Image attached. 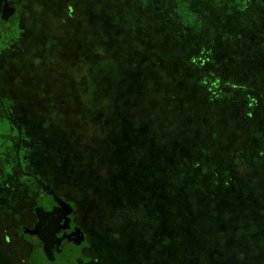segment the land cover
<instances>
[{"label":"trees","instance_id":"16d2710c","mask_svg":"<svg viewBox=\"0 0 264 264\" xmlns=\"http://www.w3.org/2000/svg\"><path fill=\"white\" fill-rule=\"evenodd\" d=\"M36 2L81 75L66 111L53 100L74 208L102 236L127 235L124 264H264V70L249 58L245 75L223 71L201 44L204 6L224 0Z\"/></svg>","mask_w":264,"mask_h":264},{"label":"rangeland","instance_id":"374dc122","mask_svg":"<svg viewBox=\"0 0 264 264\" xmlns=\"http://www.w3.org/2000/svg\"><path fill=\"white\" fill-rule=\"evenodd\" d=\"M15 1L23 5L21 33L18 36L17 19L11 21L10 37H18V39L5 48L0 57L3 83L5 81L13 89L16 88L15 95L26 103L22 109L18 108L16 111L20 114V120L31 137L30 146L35 144L36 147L29 154V164L34 168H47L53 175L57 170L62 169L69 172V168H58L67 157L66 150L61 147L58 140L66 119L57 118L56 111L61 107H57L53 100L57 95L62 94L65 99L63 108L66 111L71 106L66 103V81L69 75L77 79H80L81 75L78 72L70 73L67 63L59 56L61 48L58 36L62 32V27L53 20L49 26L46 24L44 27L40 26L44 18H51L54 14L45 11L36 0ZM235 2L236 5L234 0H224V3L217 8L207 7L202 3L203 6L205 5L204 8L208 9L206 11L211 18L208 21V31L201 39L206 51L205 55L211 59L217 58L216 66L223 71L245 75L247 72H244L243 59L249 58L255 59L260 69L264 70V5H261L264 0H235ZM240 6L244 9L237 10ZM229 8L234 10L232 14L226 13ZM57 11L56 9L55 12ZM63 12L59 13L63 15ZM63 16L65 18V12ZM250 21L252 22L249 23ZM236 50L241 53L237 56L242 57L241 63L233 61ZM55 78L57 79L54 81ZM12 93L14 92H9ZM74 105L75 109L81 107L79 102ZM258 136L264 141L263 134ZM68 181L70 182L69 178ZM68 187L70 188V185ZM73 195L74 192H71L66 196L71 200ZM76 213V221L83 226L89 242L83 254L98 259L91 264H124L128 252L127 235L122 241L113 234L104 237L102 231L91 225L92 219L89 214H83L84 212L80 210ZM79 263L82 264L83 260L79 259Z\"/></svg>","mask_w":264,"mask_h":264},{"label":"flooded vegetation","instance_id":"af4514ba","mask_svg":"<svg viewBox=\"0 0 264 264\" xmlns=\"http://www.w3.org/2000/svg\"><path fill=\"white\" fill-rule=\"evenodd\" d=\"M17 5L0 0V57L18 39L10 37L9 24L19 15ZM3 80L0 69V264H69L89 242L66 196L68 170L53 175L29 164L36 147L16 111L26 103Z\"/></svg>","mask_w":264,"mask_h":264},{"label":"water","instance_id":"95a60500","mask_svg":"<svg viewBox=\"0 0 264 264\" xmlns=\"http://www.w3.org/2000/svg\"><path fill=\"white\" fill-rule=\"evenodd\" d=\"M77 235H78V234H77ZM76 245H78V240H77V243H76ZM76 245H75V246H76ZM77 247H78V246H77Z\"/></svg>","mask_w":264,"mask_h":264}]
</instances>
